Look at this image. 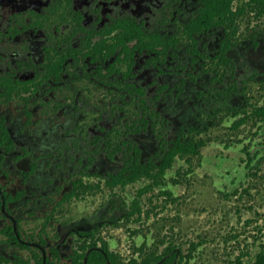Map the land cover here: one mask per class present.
I'll use <instances>...</instances> for the list:
<instances>
[{
  "label": "flooded vegetation",
  "instance_id": "1",
  "mask_svg": "<svg viewBox=\"0 0 264 264\" xmlns=\"http://www.w3.org/2000/svg\"><path fill=\"white\" fill-rule=\"evenodd\" d=\"M262 91L264 0H0V264L102 249L112 203L78 220L69 205L164 179Z\"/></svg>",
  "mask_w": 264,
  "mask_h": 264
},
{
  "label": "rangeland",
  "instance_id": "2",
  "mask_svg": "<svg viewBox=\"0 0 264 264\" xmlns=\"http://www.w3.org/2000/svg\"><path fill=\"white\" fill-rule=\"evenodd\" d=\"M263 96L257 93L255 102L263 104ZM248 118L238 127L232 118L212 129L199 153L182 157L162 183L146 189L152 182L142 179L112 191L103 186L69 205L72 217L98 218L97 210L110 201L108 215L117 221L99 234L123 261L175 245L184 264H253L264 244V118ZM255 149L260 156L251 160L247 151ZM141 190V213H131ZM63 252L66 260L69 249Z\"/></svg>",
  "mask_w": 264,
  "mask_h": 264
},
{
  "label": "trees",
  "instance_id": "3",
  "mask_svg": "<svg viewBox=\"0 0 264 264\" xmlns=\"http://www.w3.org/2000/svg\"><path fill=\"white\" fill-rule=\"evenodd\" d=\"M224 5L219 6L217 3L213 5L215 10L223 9ZM209 10H211L209 8ZM248 117H254L256 119L264 117V103L258 104L253 111V114H248ZM246 118V121L249 118ZM245 119L241 118L240 121L236 124L240 126ZM176 153L182 154V156H193L199 153V143L197 142H185L182 143L181 147H177L173 152L172 156H170L165 162L162 174L166 170L172 166L173 158ZM139 171L135 172V174L129 178L126 177H119L116 181H109L108 185L113 186L116 182L126 183V182H133L136 181L139 177ZM159 177V176H157ZM156 178V177H155ZM162 183V179L159 177L152 181L149 187H152L154 184ZM94 190H99L102 188V184H97V188L95 186H91ZM148 188V187H147ZM146 188V189H147ZM144 189V191L146 190ZM150 189V188H149ZM141 190L139 195L135 199L134 202V209L131 213H141V204H140V196L144 192ZM147 191V190H146ZM99 241H101V248L97 249L98 239L92 240L91 242H86L80 244L79 248L75 249L74 252L71 254V261L70 262H63L60 260V254L55 251L54 249V256L53 257H44L43 255H37L36 262L33 264H108L111 261L113 264H184V255L182 249L177 248L175 245H168L163 251L159 252L157 250H152L150 252L141 253L140 257H131L128 261H123L119 254L110 249V245L108 240L105 237L99 236ZM24 261V260H23ZM25 264H32L29 261H24ZM253 264H264V244H262L261 250L256 254V258Z\"/></svg>",
  "mask_w": 264,
  "mask_h": 264
}]
</instances>
